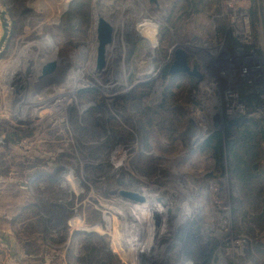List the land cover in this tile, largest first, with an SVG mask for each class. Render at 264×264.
Listing matches in <instances>:
<instances>
[{
    "label": "rangeland",
    "instance_id": "1",
    "mask_svg": "<svg viewBox=\"0 0 264 264\" xmlns=\"http://www.w3.org/2000/svg\"><path fill=\"white\" fill-rule=\"evenodd\" d=\"M18 1L32 9L25 19L10 0H0L9 24L0 51V264H37L14 237L19 230L27 241L24 233L36 222L50 228L48 242L32 240L41 255L47 252L46 264H69V243L87 232L102 235L122 264H171L181 254L193 264L192 254L214 248V264H257L264 220H251L254 193L236 191L229 174L211 177L215 158L204 146L212 133L225 144L244 145L236 131L228 133L229 123L242 116L264 121V54L246 53V45L258 49L263 37L250 20V0H219L212 12L192 7L175 14L178 0H100L98 11L116 24L118 44L104 73L95 71L94 0L89 22L71 35L63 19L76 0ZM55 22L62 40L28 58L19 85L8 84L29 38L49 36ZM227 31L239 44L233 51ZM128 33L139 43L134 52ZM179 49L187 72L171 74ZM166 71L173 82L166 83ZM239 78L259 95L254 109L239 95ZM167 87L175 90L177 107L163 102ZM138 188L148 191L147 203L163 204L166 227L153 255L138 250L125 259L114 240L122 209L101 206L107 196L128 199L125 193ZM256 199L264 210V192ZM130 200L136 208L141 203Z\"/></svg>",
    "mask_w": 264,
    "mask_h": 264
},
{
    "label": "trees",
    "instance_id": "2",
    "mask_svg": "<svg viewBox=\"0 0 264 264\" xmlns=\"http://www.w3.org/2000/svg\"><path fill=\"white\" fill-rule=\"evenodd\" d=\"M89 1L90 0H76L71 4L68 12L69 18L63 19L70 35L71 33L73 34L81 30L82 27H85V25L89 22ZM10 2L12 9L18 11L19 17H22V19H25L32 12V9L24 7L18 0H10ZM214 2L219 3V0H178L175 2L176 5L174 4L175 7L172 9V13L175 14L180 11L184 12L188 8L192 7H195V9H198L200 12H212ZM250 3V20L252 24L257 27V35L263 34V37L258 49H254L253 47L246 45V53L256 52L264 54V30L258 26V24L260 25L263 23L262 17L264 19V0H250ZM74 21H77L76 25L73 23ZM220 32L221 34H224L225 27L220 29ZM128 34H130L128 40L133 42L130 51L134 52L138 49L139 43H135V37L133 34ZM227 47L231 51L239 47L236 39L231 37L230 31H227ZM173 76L174 75L171 76L168 71H166V83L173 82ZM188 78H190L189 88H194V80L191 77ZM183 84H185V80L180 81L179 85L181 88ZM237 88L244 104L250 107L255 106L254 103L257 101L259 95L251 89L247 80L239 78ZM165 91L166 95L163 102H172L173 105H171V107H177V103L172 100L175 99V90L171 91V88L167 87ZM88 109L86 111H88ZM251 109L254 108L252 107ZM227 128L228 133L232 130L236 131L238 134V141H246V144L240 145L238 144L239 142L233 143L232 141H227L225 144L223 143L220 133H212L204 143L206 150L215 158V167L210 176L216 178L229 174L230 177H232L231 180L236 191L241 192L246 190V194L248 190L253 192L255 204L251 220L257 221L261 224L264 220V210L259 211L256 196L259 197L264 192V121L261 120L260 122H257L248 119L247 116H242L239 119L230 122ZM232 144H234L233 149L235 154L233 153V150H231ZM36 224L35 229L31 232L24 233L25 236H27V241L21 242L19 236L21 237L23 232L19 230L16 231L14 237L16 242L20 244L24 255L28 258H36L37 264H46L44 263V259L47 256V252L43 250L44 252L41 255L38 247L35 246L32 240H40L43 243L45 241L48 242L46 232L50 228H48L46 224L40 222H36ZM64 239L65 236L62 235L59 241H57L62 242ZM254 251L258 255L257 264H264V243L258 241ZM31 253H35V255H32ZM215 254V248L213 249V252L207 254L198 250L196 253L191 255L192 263L214 264ZM67 258L69 264H122L117 260L112 251L108 249L103 236L92 232L84 233L83 236L80 235L77 239L73 237L72 241L68 245ZM20 264L32 263H30L29 260L24 262L20 260Z\"/></svg>",
    "mask_w": 264,
    "mask_h": 264
},
{
    "label": "water",
    "instance_id": "3",
    "mask_svg": "<svg viewBox=\"0 0 264 264\" xmlns=\"http://www.w3.org/2000/svg\"><path fill=\"white\" fill-rule=\"evenodd\" d=\"M151 2H156L157 0H150ZM6 11L0 9V20H1V35H0V51L6 42L9 32V24L6 18ZM117 26L112 22L106 15L100 13L95 21V71L97 73L107 72L110 68V64L114 57V49L117 48ZM30 49H24L25 57L17 68L13 69L11 72V80L8 84H20V79L27 69L28 58L34 59L33 53L29 52ZM196 72V68L193 67ZM171 74H177L179 72H187L186 58L182 50H177L174 54V61L169 67ZM134 191V192H133ZM126 197L130 199H135L137 202H141L137 207V212L139 214L140 220H143L144 233H143V252L146 255H153L156 251L157 244L161 235L164 233L165 229V218L166 210L160 201H153L147 203L146 197L142 196L140 192L132 189L125 193Z\"/></svg>",
    "mask_w": 264,
    "mask_h": 264
},
{
    "label": "bare ground",
    "instance_id": "4",
    "mask_svg": "<svg viewBox=\"0 0 264 264\" xmlns=\"http://www.w3.org/2000/svg\"><path fill=\"white\" fill-rule=\"evenodd\" d=\"M98 3H100V0H94V4L92 5L93 6L92 7L93 8L92 17L96 18V19H97V16L100 14V12L98 11V9H99ZM96 19H94V20L96 21ZM52 24H53V22L50 24V26ZM93 26L95 29V22H94ZM54 27H55L54 31L50 32L49 36H43L39 40L36 38H32V37L29 38V42H30L29 45L30 46L28 45V47H29L28 49H30L29 52L31 54L33 53L34 56L36 55V53L41 54L42 52H44L43 47L53 48L56 44H58L62 40L63 35H62V32L60 31L58 23L55 22ZM41 29H43V26H41L37 30H41ZM94 32H95V30H94ZM93 36H94L93 39L95 41V33ZM95 45L96 44L94 42V44H93L94 47L92 49L95 48ZM34 49H35V51H34ZM90 50H91V47H90L88 52H90ZM44 54H47L46 51L44 52ZM3 84H4V80H1L0 81V88L2 87ZM4 108H5V106L3 107V110H7ZM134 190L137 192H140L142 194V196H144V197H150L148 191L145 189H139L138 188V189H134ZM111 198L107 196L105 198L107 200V202H105L101 207H102V209L105 208L107 210V212H109V209L110 208L112 209L113 207L115 209H117V208L122 209V215L123 216H121V217L123 218V221H122L123 225H120V235L118 237L115 235L114 240L121 247L120 249L122 252H119V255L125 259H128V256H129L128 252L130 253L132 251L134 253H137L138 250H141L143 252V247H144L143 238H142L143 233H144L143 220H140L139 215L138 216L136 215L135 211L137 210V208H136L137 203H134L129 198L126 199V198L118 197L116 195H114V196L112 195ZM183 219H184V216L182 215V217L179 219V222H182ZM143 254H144V252H143ZM179 256H178L179 258L177 257L178 259L173 260V262L171 264H190L188 262V260L182 254ZM145 259L147 261V259H149V258L146 257ZM143 262H145V260Z\"/></svg>",
    "mask_w": 264,
    "mask_h": 264
},
{
    "label": "crops",
    "instance_id": "5",
    "mask_svg": "<svg viewBox=\"0 0 264 264\" xmlns=\"http://www.w3.org/2000/svg\"><path fill=\"white\" fill-rule=\"evenodd\" d=\"M51 237V236H50ZM52 238H55V237H52Z\"/></svg>",
    "mask_w": 264,
    "mask_h": 264
}]
</instances>
